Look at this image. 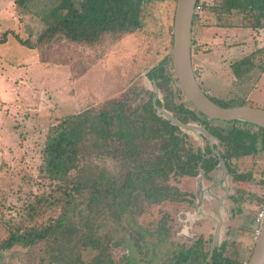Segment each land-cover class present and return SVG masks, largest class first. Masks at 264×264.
<instances>
[{"label": "rangeland", "instance_id": "obj_1", "mask_svg": "<svg viewBox=\"0 0 264 264\" xmlns=\"http://www.w3.org/2000/svg\"><path fill=\"white\" fill-rule=\"evenodd\" d=\"M61 2L28 0L21 7L14 0H0V35L11 30L32 45H24L11 34L0 44V241L6 237L9 227L28 221L30 224L46 223L63 212L57 205L31 221L24 211L32 195L44 189L39 177L42 151L52 126L62 118L79 112L92 115L109 100L121 102L128 114L136 112L153 93L148 71L165 58L163 65L171 76V85L167 90L158 87L157 98L168 101L169 111L174 114L177 111L171 106L181 102L188 106L177 91L167 59L172 45L175 0H146L141 5L142 25L129 34H106L90 46L69 42L60 35L50 44H37L38 35L54 18L65 13ZM72 2L75 7L78 5L76 0ZM222 19H228L234 25H243L249 20L236 11L230 12L226 18L219 15L218 20ZM237 29L244 33V26ZM262 64L264 52L257 61L255 75L244 77V84L240 87L239 80L227 86L216 75L211 81L217 88L203 87V90L223 105L248 103L264 108V76L257 80ZM137 113L136 116H141ZM211 120L218 128L229 127L228 123H231ZM236 125L248 131L255 130L254 126L241 122ZM158 139L156 136L148 143L138 142L143 150L139 156L146 157L151 150L157 153ZM186 141L193 148L206 145V139L193 135H188ZM84 144L83 165L119 175L131 163L127 145L116 137L96 141L94 133L88 132ZM231 164L236 173L251 177L241 182L233 179V174L228 177L230 197L225 200V220L219 244L226 243L224 256L243 264L254 243L253 219L264 197V151L237 161L231 159ZM157 181L167 186L169 192H163L154 201L143 195L138 197L133 210L130 207L124 211L119 222L112 218L117 215L112 209L111 217L101 214L96 218L94 236L98 238L97 246L85 244L82 237L86 230L81 226V218L75 210H69L67 217L75 227L69 228L70 224L31 246L16 245L0 251V264H73V261L97 264L96 259L100 257H111L113 264H127L129 257L135 264H149V257L165 259L164 264H174L176 256L195 263L196 260H191L195 253L188 254L186 250L198 247V237L204 240V249H208L214 217L208 221L195 219L190 224L191 229L180 233L181 228L188 227L183 211L192 205L168 197L174 191L177 196L186 192L192 198L194 176L171 172L168 177H159ZM77 203L82 212H86L84 203ZM209 208L214 210V203ZM153 262L150 264H159L157 259Z\"/></svg>", "mask_w": 264, "mask_h": 264}, {"label": "trees", "instance_id": "obj_2", "mask_svg": "<svg viewBox=\"0 0 264 264\" xmlns=\"http://www.w3.org/2000/svg\"><path fill=\"white\" fill-rule=\"evenodd\" d=\"M27 1L14 0L15 4L21 7H24ZM61 1L65 13L54 18L53 22L38 35L37 44H50L53 38L60 35L69 42L90 46L106 34L122 36L139 29L142 25L143 0H76L78 4L76 7L73 6L72 0ZM213 11L215 13L236 11L249 19L241 26L264 31V0H219ZM196 17L197 15L193 16L192 25ZM8 34L13 35L24 45L32 46L28 40L20 39L11 30H6L0 35V44L7 40ZM260 50L256 49L251 55L236 63L248 65L250 68L254 65V54H259ZM165 60L166 58L154 65L148 74L156 81L158 87L163 86V89L167 90L171 85V76L163 65ZM242 65L237 66L235 70L237 76L242 74L241 69L239 70ZM263 66L264 64L261 65ZM171 94L173 95V92ZM166 106H170L168 101ZM170 108L179 112L180 121L184 122L190 117L191 110L182 104ZM136 112L141 116H136ZM136 112L128 114L121 102L109 100L92 115L86 112L74 113L52 126L46 137L39 165V177L44 189L32 195V199L24 206V211L31 221L57 205L61 206L63 212L52 220L48 219L46 223L30 224L28 221L9 227L6 237L0 241V251L16 245L31 246L38 241L46 240L55 232H61L70 224L69 228L75 227L67 217L69 210H75L81 218V226L86 230L82 237L85 244L97 246L98 238L94 233L97 229L96 218L101 214L111 217L112 209L117 213L112 218L119 222L124 211L130 207L133 210L138 197L143 195L154 201L163 192H169V188L158 183L157 178H166L171 172L195 176L199 166L208 171L215 165V159L207 160L198 146L193 148L188 144L186 133L158 115L151 99L137 108ZM257 128L262 132L264 142V129ZM235 129L234 125L225 128L213 127L214 135L227 149H232L236 143L240 144L234 140V137L237 140L240 136L239 132L235 133ZM88 132L94 133L96 141L109 140L111 137L124 141L128 147L127 154L131 156V163L122 174L106 173L81 163L86 150L84 140ZM156 136L159 137L156 144L158 152L151 150L148 156L140 157L143 150L138 142L148 143ZM249 138L250 143L245 144L247 149H250L253 143L251 136ZM243 177L244 175H236L238 180ZM77 202L84 203L83 208L86 212H82ZM224 245H221V249ZM202 254L197 253V256ZM73 264L79 263L73 261ZM205 264L239 263L235 258L224 256L222 251L215 250L211 260Z\"/></svg>", "mask_w": 264, "mask_h": 264}, {"label": "water", "instance_id": "obj_3", "mask_svg": "<svg viewBox=\"0 0 264 264\" xmlns=\"http://www.w3.org/2000/svg\"><path fill=\"white\" fill-rule=\"evenodd\" d=\"M197 0H175V7L172 22V45L167 59L170 62L171 71L176 79L177 85L184 96L198 112L210 119H220L224 121H244L254 124L264 129V108L255 107L251 104L244 103L237 106H221L213 101L202 89L197 80L192 67V20L194 16V6ZM151 89L153 92L152 103L156 111L171 124L177 126L182 132L193 135L199 139L203 136L209 140L212 135L201 125L196 123H183L176 118L172 112L161 105L156 104L158 86L154 79H150ZM216 147L219 148L218 140L215 138ZM218 153V150H216ZM221 168L227 186V175L224 160L220 158L219 165L214 169V176L217 175L218 169ZM203 171L200 169L196 176L197 190V208L202 205L201 191L204 186L201 182ZM197 212V210H195ZM196 214V213H195ZM219 240V223L213 232V241L207 259L212 255L214 246ZM244 264H264V220L261 225L260 233L254 241L248 259Z\"/></svg>", "mask_w": 264, "mask_h": 264}, {"label": "flooded vegetation", "instance_id": "obj_4", "mask_svg": "<svg viewBox=\"0 0 264 264\" xmlns=\"http://www.w3.org/2000/svg\"><path fill=\"white\" fill-rule=\"evenodd\" d=\"M145 1L146 0H143V2H145ZM194 72L196 75L197 74L196 70ZM146 74H147V72H146ZM155 84H156V81H155ZM178 89H179V87H178ZM202 89H203V87H202ZM179 92H180V94H182L180 89H179ZM209 97H211V96H209ZM152 98H153V93H151V101H152ZM183 98H184V96H183ZM157 101L159 103H157ZM186 102L188 103V106L186 104H184L183 102H181L180 104H182L183 106H185L186 108L191 110V114H190V117H188V119L186 121H184V122L181 121V122H183V123L191 122V123H196L198 125H201L213 136L211 140H214V143H211V141L209 143V140L203 136V138L206 139V145L204 147H200V146H198V147L200 148V151L204 154L205 158H207V160H209L208 158H213L216 160V163L208 171H204L200 166L198 167V172L194 176L195 183H194V191H193L194 194H193L192 198H190L189 195L186 194V192H181L180 195L178 194V196L176 195V193H170L171 197H168V198L178 199L179 203H183V204L188 203L189 206L192 205L191 208H188L185 211H183L184 218L188 223V227L185 225L184 228H181L180 233L187 232L188 229H191L190 224L193 220H195V219L199 220V219L205 218V220L208 221L211 218V216L214 217L213 218L214 228H213V231L211 233L212 237H211V241H210V245H209L208 249H204L205 242L201 237H198L199 239L196 241L198 244V247L196 246L195 250H191V249L186 250V252L188 254H192V253L194 254L195 253L193 255L194 257L191 258V260H194V261L196 260L195 263L188 262L189 260H183L182 257H178V256H176L173 259V262H174V264H199L200 262H201V264H205L211 260L215 250H220L223 253L224 247L226 245L225 242H221L220 244H219V242L221 240V231H222V228L224 226V220H225V216H224L225 200L230 197L229 185H228L229 175L233 174V179H235L237 182H241L243 179H248L251 177L249 174L236 173L233 169V165L231 164V159H233L234 161H237L240 158L253 156V155H256L259 151H264V142H263L262 132L257 128L258 126L251 124V123H248V122L234 120V121H230L231 123H228V124L230 126L234 125L236 127V129L234 131H235V133L239 132L240 136L237 137V140L234 137V140H235V142H239L240 144L236 143V146L232 147V149H227L223 145V143L214 135L215 131L213 130V127H216V126H215V124H213L212 120L210 118H207L206 116H204L202 113L198 112L188 101H186ZM156 104L161 105L158 98H156ZM163 106L166 109L170 110L169 107L166 106L165 101L163 102ZM158 115L161 116L159 113H158ZM173 115L176 118H178L179 112H175V114L173 113ZM237 122H241V123H244L246 125L254 126L255 130L254 131H248L245 128H241V127L236 125ZM248 136L249 137L251 136V139H253V143L251 144L252 146L250 149H247L245 146V144L248 145L250 143V138ZM215 138L218 140L219 148L216 147ZM216 150H218V153L216 152ZM220 158L224 160V164H225V168H226L225 174L227 175L226 176L227 177L226 178L227 179V186H226L225 178L223 176L224 174H223V171L221 168L218 169L217 175L214 176L215 175L214 169H215V167H217L219 165ZM200 169L203 171V176L201 178V182L204 186V190L201 191L202 205L199 208H197L196 176L199 174ZM236 175H244V177H243V179L238 180V179H236ZM187 176H191V175H187ZM213 203H214V210H211V208H209V206H211V205L213 206ZM195 210H197V212H195ZM217 223H219V240L217 242V245L214 246V248H213L212 255L210 256L209 259H207L209 251H210V247H211V244L213 241V232L215 231V227H216ZM222 244H225V245L221 249ZM197 253H201V254L203 253V254L200 256L199 255L197 256ZM110 258L111 257H105V259H104V258L100 257V258L96 259V261H97V264H105V263H112L113 264L114 262ZM156 259H157V262H159V264H164V262H165L164 261L165 259H162V258L158 259L155 257H151V258L149 257V259H147V260H149V264H150V263H155L153 261H155ZM245 262H243V264ZM126 263L127 264H135L134 261H131V257L128 258V261Z\"/></svg>", "mask_w": 264, "mask_h": 264}, {"label": "crops", "instance_id": "obj_5", "mask_svg": "<svg viewBox=\"0 0 264 264\" xmlns=\"http://www.w3.org/2000/svg\"><path fill=\"white\" fill-rule=\"evenodd\" d=\"M200 1L203 2L204 8L192 25L191 55L192 67L196 68L198 81L205 89H216L211 77L214 78L217 75L227 86L234 85L236 84L234 81L239 80L240 87L244 84V77L255 75L254 69L257 66L255 63L264 52V31L244 27V33H242L240 29H237L241 28V25H234L228 19L218 20L219 15L226 18L230 14L213 11L214 5L219 0ZM247 33L248 35H243ZM256 49L261 50L259 54H254V65L250 68L248 65L236 63L251 55ZM239 65H242L239 67V70L242 71L241 76H237L235 73ZM259 70L261 71L257 75V80L264 76V66L259 67Z\"/></svg>", "mask_w": 264, "mask_h": 264}, {"label": "built area", "instance_id": "obj_6", "mask_svg": "<svg viewBox=\"0 0 264 264\" xmlns=\"http://www.w3.org/2000/svg\"><path fill=\"white\" fill-rule=\"evenodd\" d=\"M203 11V2L200 0H197L194 6V15H199L201 14V12ZM194 46V45H193ZM194 71L196 70V68H193ZM254 223H255V227H254V241L257 239L259 233H260V229H261V225L262 222L264 220V197L261 199L259 206L257 208V211L254 215Z\"/></svg>", "mask_w": 264, "mask_h": 264}]
</instances>
